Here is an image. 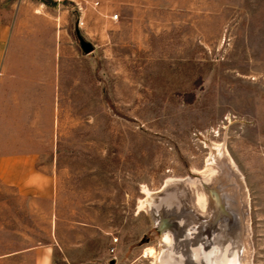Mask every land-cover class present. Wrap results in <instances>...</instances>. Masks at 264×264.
Here are the masks:
<instances>
[{"label": "rangeland", "instance_id": "374dc122", "mask_svg": "<svg viewBox=\"0 0 264 264\" xmlns=\"http://www.w3.org/2000/svg\"><path fill=\"white\" fill-rule=\"evenodd\" d=\"M51 1L2 10L12 12L8 25L52 27L61 75L66 59L84 82L83 133L62 141L52 264H154L171 232L141 202L175 180L207 190L216 218L236 219L212 186L213 144L225 145L245 180L250 260L264 264V0ZM76 98L68 122L80 127V90ZM40 206L37 237L47 241L50 206Z\"/></svg>", "mask_w": 264, "mask_h": 264}, {"label": "crops", "instance_id": "0c3cea01", "mask_svg": "<svg viewBox=\"0 0 264 264\" xmlns=\"http://www.w3.org/2000/svg\"><path fill=\"white\" fill-rule=\"evenodd\" d=\"M14 1L0 0V264H52V207L63 177L61 148L69 145L62 141L83 133L84 82L69 75L66 59L61 75L52 27L6 23L12 12L2 10L4 2ZM79 90L80 127L68 122L70 113L78 116ZM43 203L50 206L47 241L37 237Z\"/></svg>", "mask_w": 264, "mask_h": 264}, {"label": "bare ground", "instance_id": "6f19581e", "mask_svg": "<svg viewBox=\"0 0 264 264\" xmlns=\"http://www.w3.org/2000/svg\"><path fill=\"white\" fill-rule=\"evenodd\" d=\"M210 148L211 159L208 162L207 168H209L211 165L212 168L210 167L209 169H213L212 171L214 173L215 182L212 186L213 188L215 187L216 190H218L217 194L221 198L223 208H225L226 211L232 213L237 219L238 227L237 234L235 235L231 233H229L230 235H226L225 231H222L217 236V241L213 242L212 249L209 252H207L206 250L207 253H205V259L203 258L204 260L202 259V262H199V264H251L250 259L252 253V244L250 242L249 236L251 234L249 217L250 203L245 180L237 169L224 144H213L212 146H210ZM173 182H177L179 184V188L176 187L175 193L177 196L180 195L182 197V204L185 206L186 210L190 212L193 218L201 222L204 221L203 223L205 224H207V222H209L208 224H210L213 220H215L218 211L213 216L210 206V204H212V202L210 201L211 196L208 194L207 190H204L202 186L196 184L195 182H192V180L171 181L168 185H165V188L172 187L171 185H173ZM199 191H202L205 195L204 197H206V199L208 200V206L206 207L205 211H202L200 207L201 196L199 194ZM152 194L148 193L147 199L141 202V207L147 210V212H149L148 203H150L148 196ZM166 200L168 201L169 199L167 198L161 200V206H163V203L166 202ZM177 200L179 201V203H181L179 198H177ZM151 203L149 204L150 206L155 205ZM164 219L165 218L163 216L158 217V220L160 222L164 221ZM196 230L199 229L197 228ZM210 230L211 227H209L208 232ZM161 240V256L158 257L157 255L155 257L154 264H162V258H164V255H167V257L170 258H177L178 262H176L178 264H188V262L185 261L186 257L176 251V248L173 244L174 238L171 233H164V236ZM235 241L236 243H234ZM152 252L153 250L151 251V254Z\"/></svg>", "mask_w": 264, "mask_h": 264}, {"label": "water", "instance_id": "95a60500", "mask_svg": "<svg viewBox=\"0 0 264 264\" xmlns=\"http://www.w3.org/2000/svg\"><path fill=\"white\" fill-rule=\"evenodd\" d=\"M75 34L82 52L85 54L91 52L94 46L90 41L86 40L81 35L78 24H75ZM171 186L172 187L165 188L162 192L160 190V192H158L157 194L148 196L149 202L155 204L154 206H150V203H148L149 215L151 216L154 223L162 227L163 231L169 230L171 232L174 238L173 244L176 248V251L186 257L185 261H187L188 264H199V262H202L203 258L205 259V253L209 252L212 249L213 242L221 233L220 228L225 227L226 235H230L229 233H233L234 235L237 234V219L233 220L229 219L228 217L226 219V216H222L223 214H221L222 217L216 218L214 222L212 221L213 224H211L210 226L211 234L208 235L205 229L206 226L204 228L202 227V223L204 221L201 222L193 218L190 212L184 209L181 201L183 200L182 197L180 195H178L180 197L176 195L175 189L176 187L179 188V184L175 182ZM167 198L169 200H166V202L163 203V206H161V200ZM177 198H179L181 203H179ZM159 216H163L165 218L164 221L160 222L158 220ZM222 220L224 222H222ZM208 223L209 222H207V224ZM216 223L220 225L219 228H217ZM199 226H201V228L199 230H196ZM206 235H208V237H206ZM162 259H166L167 264H178L177 258H170L167 257V255H164V258Z\"/></svg>", "mask_w": 264, "mask_h": 264}, {"label": "trees", "instance_id": "16d2710c", "mask_svg": "<svg viewBox=\"0 0 264 264\" xmlns=\"http://www.w3.org/2000/svg\"><path fill=\"white\" fill-rule=\"evenodd\" d=\"M38 1H42L48 6H50L52 3H54V4L56 3L55 1H51V0H38Z\"/></svg>", "mask_w": 264, "mask_h": 264}]
</instances>
